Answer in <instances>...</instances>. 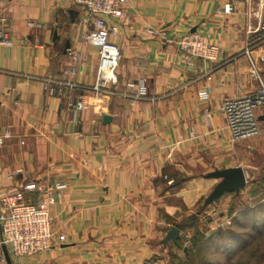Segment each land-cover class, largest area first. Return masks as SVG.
<instances>
[{
    "label": "crops",
    "instance_id": "obj_1",
    "mask_svg": "<svg viewBox=\"0 0 264 264\" xmlns=\"http://www.w3.org/2000/svg\"><path fill=\"white\" fill-rule=\"evenodd\" d=\"M229 3L231 12H219ZM260 6L261 0H127L129 19L110 18L119 23L117 88L134 92L145 84L147 95L102 97L75 113L82 88L49 93L43 78L94 84L99 49L83 43L81 9L73 0H0V25L13 40L0 45V136L9 133L0 144V197L30 182L62 192L51 208L53 247L11 256L0 229V257L7 264H168L176 243L164 238L170 221L183 217L176 205H218L219 198L208 201L218 184L209 171L239 166L243 144L233 141L221 107L226 97L258 89L251 60L264 82V45L251 57L244 52ZM148 27L164 29L169 40L202 33L219 46L217 58L188 64L175 42L147 35ZM72 49L87 59L70 75ZM257 116L264 129V108ZM251 150L264 151L257 144ZM237 211H220L222 221ZM191 237L192 230H180L179 239Z\"/></svg>",
    "mask_w": 264,
    "mask_h": 264
},
{
    "label": "built area",
    "instance_id": "obj_2",
    "mask_svg": "<svg viewBox=\"0 0 264 264\" xmlns=\"http://www.w3.org/2000/svg\"><path fill=\"white\" fill-rule=\"evenodd\" d=\"M79 6L82 15L79 25L84 28L83 43L92 44L99 49V63L96 79L93 85L83 86L70 79H60L53 76L43 78L44 90L49 93H63L66 89L82 88L78 99L72 104L75 113L86 111L95 99L111 97L119 94L133 99L144 98L147 95L145 84L134 92L123 91L117 88L119 83L117 69L121 58V48L113 40L119 33V23L110 21V18L127 21L124 5L127 0H73ZM233 5L227 4L219 12L229 13ZM147 35L163 40H169L166 31L160 28L148 27ZM183 60L194 64L196 59L213 60L217 58L219 46L199 32H187L176 39ZM13 40L6 34L0 25V45H12ZM264 45V0H261L258 12V24L248 30L245 54L251 57V52ZM71 65L67 74H76L79 62H85L87 53L82 50H70ZM252 75L259 79L258 89L249 94L226 97L221 110L225 116L227 126L231 131L233 141H241L260 134L258 110L264 108V82L259 76L257 66L251 60ZM204 93H203V95ZM9 136V133L0 136V144ZM173 180H169L172 183ZM33 192L37 197L27 198V192ZM62 197V192L41 183L30 182L7 192L0 197V229L2 243L7 247L9 254L15 257L33 255L53 247L55 236L52 229L51 208ZM231 224L228 218L219 223L220 227ZM58 240L63 241L64 236ZM0 262L7 264L4 256Z\"/></svg>",
    "mask_w": 264,
    "mask_h": 264
},
{
    "label": "rangeland",
    "instance_id": "obj_3",
    "mask_svg": "<svg viewBox=\"0 0 264 264\" xmlns=\"http://www.w3.org/2000/svg\"><path fill=\"white\" fill-rule=\"evenodd\" d=\"M260 129L259 135L241 140L243 144L242 152L240 157L234 161L245 172L246 184L244 187L239 191L222 194L218 197V205H210L207 210H203L206 205L201 204L207 199H203L191 209L184 205H176L180 209L177 213H182L183 217L179 219L173 218L170 221L171 223H190L193 220L191 216L197 215L200 219L199 221H201V229L206 230L204 232L206 237H210L212 234L215 236L218 230L231 227L243 238L240 246L236 248H233L232 243L230 244L231 246L228 245L230 239L226 238L225 235L216 237L209 244L204 243L205 246L199 252L202 256L201 264H264V151L258 150L259 152L254 153L251 150V147L255 144H257L259 149L264 150V129L261 127ZM256 141L257 143H255ZM202 172L205 171H194V173ZM214 172L209 171L210 174ZM217 181L219 184L222 179L217 178ZM246 208L250 209L249 213ZM237 209V213L244 211L246 215H251V217L241 215V220L236 225L232 226L234 220H231L230 225L220 227L219 223L222 221L220 211L231 215ZM232 210L234 211L232 212ZM175 223H173L174 226H176ZM182 245L180 248L176 247L171 250L168 264H172V262L173 264H178L180 261L192 264V262L189 263L185 252L191 242L184 240ZM170 255L173 256L171 257L172 261H170Z\"/></svg>",
    "mask_w": 264,
    "mask_h": 264
},
{
    "label": "trees",
    "instance_id": "obj_4",
    "mask_svg": "<svg viewBox=\"0 0 264 264\" xmlns=\"http://www.w3.org/2000/svg\"><path fill=\"white\" fill-rule=\"evenodd\" d=\"M184 179L183 176L176 177L174 178V184L178 185L182 182V180ZM185 180V179H184ZM250 209L246 208V211L249 213ZM234 210H232L233 212ZM248 216L249 218L251 217V215H246L245 212L243 211H239L235 218L233 219V224L232 226L236 225L237 223H239V221L241 220L242 216ZM241 216V217H240ZM191 219H193L190 223L184 222V223H175V225L180 228V230H192V237L190 239L191 245L188 247V249L185 251L186 255L188 257L189 263L192 262V264H201L202 262V256L199 253L201 251V249L205 246L204 243H210L212 240H214L216 237H219L220 235H225L226 238L230 239V241H228V245L229 246H233V248H236L237 246H240V242L243 240V238H241L242 236L240 234H238L237 232H235V230L233 228H230L228 230H218L216 235L214 236L213 234L210 235V237H206L204 232L201 230V221H199V217L197 215H193L191 216ZM238 234V235H237ZM183 240L179 239L178 243H176V247L180 248L183 245ZM232 243V244H231ZM231 244V245H230ZM171 257H173L172 255H170V261ZM173 264V262H172ZM178 264H188L186 263V261H180L178 262Z\"/></svg>",
    "mask_w": 264,
    "mask_h": 264
},
{
    "label": "water",
    "instance_id": "obj_5",
    "mask_svg": "<svg viewBox=\"0 0 264 264\" xmlns=\"http://www.w3.org/2000/svg\"><path fill=\"white\" fill-rule=\"evenodd\" d=\"M264 119V116L262 117ZM216 178H221L222 181L215 187L213 192L211 193L208 201H213L222 194L228 192L232 193L235 191H239L246 184V176L245 172L241 167H233L226 168L223 170H217L211 174ZM180 238V228L177 226H173L167 233L164 238V243H168L169 241H174L178 243ZM7 253V252H6ZM8 255V253H7ZM9 259V255H8ZM149 264V263H145Z\"/></svg>",
    "mask_w": 264,
    "mask_h": 264
}]
</instances>
